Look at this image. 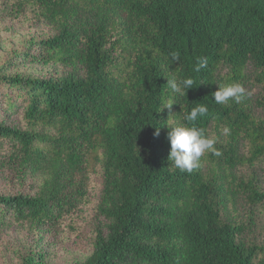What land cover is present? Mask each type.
<instances>
[{
  "label": "trees",
  "instance_id": "16d2710c",
  "mask_svg": "<svg viewBox=\"0 0 264 264\" xmlns=\"http://www.w3.org/2000/svg\"><path fill=\"white\" fill-rule=\"evenodd\" d=\"M2 2L31 7L52 26L22 59L67 70L0 73L1 104L20 117L13 124L0 114V145L41 177L35 195L0 194V224L59 225L88 201L96 175L91 202L101 219L91 254L75 264H264V239H249L264 203V0ZM173 51L179 63L171 64ZM197 58L207 59L199 73ZM172 76L196 84L185 97L172 94ZM236 83L246 90L242 103L214 102L218 86ZM170 98L176 104L161 109ZM197 103L209 112L196 126L216 137L221 155L206 153L189 174L171 166L166 125L186 123ZM39 261L27 254L21 264Z\"/></svg>",
  "mask_w": 264,
  "mask_h": 264
},
{
  "label": "rangeland",
  "instance_id": "374dc122",
  "mask_svg": "<svg viewBox=\"0 0 264 264\" xmlns=\"http://www.w3.org/2000/svg\"><path fill=\"white\" fill-rule=\"evenodd\" d=\"M51 27L48 20H39L31 7L19 11L6 9L0 0V73L17 72L38 77L63 74L67 67L59 63L24 61L20 56L27 51L33 54L34 48H28L32 40L44 36ZM6 111L0 101V114L6 121L13 124L20 122L17 112L6 114ZM10 148V145H0V194L22 192L35 195L40 189L41 177L38 174L35 176L36 171L31 168L21 170L18 162L9 158ZM237 172L248 175L250 170L237 169ZM73 176L70 181L77 184ZM257 176L259 183L264 186L263 172ZM89 183L88 201L78 204L77 214L64 218L59 225L11 220L0 224V264H21L27 254L40 256V264H75L84 261L93 249L94 225L101 219L97 217L96 208L91 202L99 192V177L91 176ZM237 216L246 218V214ZM255 217L256 224L253 233H249V239L261 241L264 239V203L255 209Z\"/></svg>",
  "mask_w": 264,
  "mask_h": 264
},
{
  "label": "clouds",
  "instance_id": "9594fccd",
  "mask_svg": "<svg viewBox=\"0 0 264 264\" xmlns=\"http://www.w3.org/2000/svg\"><path fill=\"white\" fill-rule=\"evenodd\" d=\"M171 64L179 63L180 53L173 51L169 53ZM207 67L206 58H197L194 72L199 73L201 69ZM166 87L170 89L172 94H180L185 97L186 92L189 89H193L196 84V80L189 77H177L172 76L166 78ZM213 99L216 104H227L230 101L240 104L246 97V90L243 85L236 83L226 86H218V90L213 94ZM174 103L173 99H169L167 103L161 109H171ZM160 109V110H161ZM208 106L204 103H197L195 107H192L190 111H186L183 114L184 124H178L176 126L166 127L170 128L167 134V138L170 143L169 161L173 168L180 169L187 173H192L194 170L201 167V158L206 153H211L215 156H220L221 152L215 147L217 143L216 137L206 135V130L196 126V122L199 118L208 115ZM155 127V126H153ZM155 136L159 135V127H155ZM223 134L229 135L231 129L227 126L223 128Z\"/></svg>",
  "mask_w": 264,
  "mask_h": 264
}]
</instances>
